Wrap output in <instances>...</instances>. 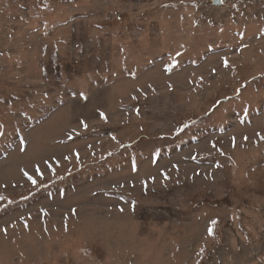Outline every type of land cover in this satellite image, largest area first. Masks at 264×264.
I'll list each match as a JSON object with an SVG mask.
<instances>
[{
  "label": "rangeland",
  "instance_id": "obj_1",
  "mask_svg": "<svg viewBox=\"0 0 264 264\" xmlns=\"http://www.w3.org/2000/svg\"><path fill=\"white\" fill-rule=\"evenodd\" d=\"M0 264H264V0H0Z\"/></svg>",
  "mask_w": 264,
  "mask_h": 264
},
{
  "label": "snow or ice",
  "instance_id": "obj_2",
  "mask_svg": "<svg viewBox=\"0 0 264 264\" xmlns=\"http://www.w3.org/2000/svg\"><path fill=\"white\" fill-rule=\"evenodd\" d=\"M225 64L227 65V61H225ZM103 115V114H102ZM85 127H87V125L85 124ZM29 179H31V177H29ZM33 183H35V181L33 180ZM213 224L216 223V221H212ZM208 233L209 235H212L213 234V229L212 228H209L208 229Z\"/></svg>",
  "mask_w": 264,
  "mask_h": 264
},
{
  "label": "water",
  "instance_id": "obj_3",
  "mask_svg": "<svg viewBox=\"0 0 264 264\" xmlns=\"http://www.w3.org/2000/svg\"><path fill=\"white\" fill-rule=\"evenodd\" d=\"M214 2H215V3H218V2H219V0H214Z\"/></svg>",
  "mask_w": 264,
  "mask_h": 264
}]
</instances>
